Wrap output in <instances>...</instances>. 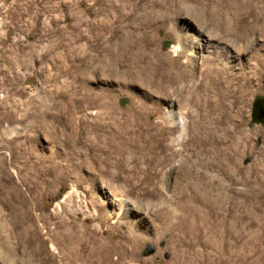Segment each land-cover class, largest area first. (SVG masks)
Listing matches in <instances>:
<instances>
[{
    "label": "rangeland",
    "instance_id": "rangeland-1",
    "mask_svg": "<svg viewBox=\"0 0 264 264\" xmlns=\"http://www.w3.org/2000/svg\"><path fill=\"white\" fill-rule=\"evenodd\" d=\"M251 2L0 0V251L52 256L68 221L109 264H264V41L249 30L264 0ZM246 86L241 105L224 96Z\"/></svg>",
    "mask_w": 264,
    "mask_h": 264
},
{
    "label": "bare ground",
    "instance_id": "bare-ground-1",
    "mask_svg": "<svg viewBox=\"0 0 264 264\" xmlns=\"http://www.w3.org/2000/svg\"><path fill=\"white\" fill-rule=\"evenodd\" d=\"M253 2L254 3L251 2V5L254 8V7H256L255 5L258 2H257V0H253ZM259 12H261V10H259ZM255 27H258V30H257L258 33L257 34H258L259 38L264 41V20H263L262 16H259V15L255 14V19L252 20V24L250 25L249 30L253 33L255 31V29H254ZM242 36H244L243 33H237L235 38H234V40H233V42L235 43L236 41H238V39H241ZM247 36H248V34H246V39H247ZM192 43L197 44V41H196L195 38H194ZM212 44L213 43H211L209 45H210L211 49H214L215 47H213ZM235 45H237V44H235ZM196 46L199 48L201 45L197 44ZM201 48H202V46H201ZM235 51H236L235 52L236 55L241 56L242 52H240L241 49L239 47H236ZM225 55H226L227 58H233L234 60H237V62L240 63L241 66H242L241 60L235 58L234 57L235 55L234 56L232 55L233 56L232 57L231 54H228L227 52H225ZM258 59H259V56H258ZM262 66H264V53L260 54V59L257 62V66L253 68L254 73H255L254 76L257 79L258 78L260 79L261 77H264L262 72L259 71V70L262 69ZM258 67H259V70H258ZM205 72H206L205 73V81L208 80V86L206 88H207V90L210 93H213L215 95L217 93L212 92L210 84L212 82L216 81L215 76H213V75H216V73H217L216 68L215 67L212 68L211 64H209V65L206 64L205 65ZM180 76H181V79H182V82H183V86L188 87L187 86L186 77L188 79H191L190 76H192V75L189 74V75L186 76V75H182L180 73ZM217 77H218V75H217ZM170 79L173 80V77H171ZM202 84L203 83L200 81L198 86H197V88L195 89V94L196 95H199V92L201 91L200 88L203 87ZM245 85H248V84L245 83ZM240 89H237L235 91H229L224 96L225 97H229V96H232V94H234V93L237 94L239 92L240 93V95H239V98H240L239 105H241L242 102H243V96H244L243 92L247 89V86L245 88L242 87ZM172 105H173V103L170 102V106H172ZM232 107H234V106H232ZM169 119H170L169 121H170L171 128H177L178 124H177V121H176V117L171 115L169 117ZM153 128H156V127H153ZM155 138H156V136H155ZM177 139H178V136L172 138V141L174 142ZM102 151H104L103 154H106L107 153V147L104 146ZM108 154H109V152L107 153V155ZM107 159H108V161L110 160V158H107ZM206 166H207V164H206ZM205 168L207 169V167H205ZM178 169L182 173V175L185 173V169H186V161H185V159H183L180 162V164L178 166ZM146 175H148V174L146 173ZM118 208H119V211H124V210L127 209L126 205L122 201L119 203V207ZM58 223H59L60 227L63 228V231L62 232H58L56 234L55 252L53 250L54 253L52 254V256H49V257H46V258H40L38 256H34L31 259V262L27 263V264H42V263H45L46 261H50V260L52 261L51 263H53V264H109V259H108L109 258V252H112L113 250L112 251H108L107 247L105 245H101V246L97 245L96 246V244H94L92 238L90 237L89 233H87V231L83 227L78 228V230L76 231V229L73 230V227L70 226V223L68 221H59ZM71 230H73V231H71ZM122 237L123 238H121V239H126L127 247L121 244V246L118 247V248L126 249L127 250V256L130 259V261L135 262V255H136L135 251H136V244H137L136 242L138 240L137 235L133 234L132 232H130V234L125 232L122 235ZM102 254H105L106 259L102 258ZM12 257H13L12 253L9 250L7 252L0 251V262L2 264H15L16 262L11 261Z\"/></svg>",
    "mask_w": 264,
    "mask_h": 264
},
{
    "label": "water",
    "instance_id": "water-1",
    "mask_svg": "<svg viewBox=\"0 0 264 264\" xmlns=\"http://www.w3.org/2000/svg\"><path fill=\"white\" fill-rule=\"evenodd\" d=\"M254 124H261L264 120V98L258 97L254 103Z\"/></svg>",
    "mask_w": 264,
    "mask_h": 264
}]
</instances>
